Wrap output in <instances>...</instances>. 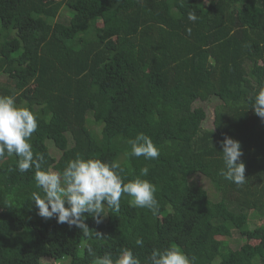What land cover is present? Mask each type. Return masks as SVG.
I'll return each instance as SVG.
<instances>
[{"label":"trees","instance_id":"obj_1","mask_svg":"<svg viewBox=\"0 0 264 264\" xmlns=\"http://www.w3.org/2000/svg\"><path fill=\"white\" fill-rule=\"evenodd\" d=\"M62 10L66 20H56ZM262 82L264 0H0V95L36 114L30 143L42 170L61 172L77 154L119 162L125 182L147 167L141 178L158 201L155 214L127 195L99 223L84 213L85 237L37 214L35 170L20 173L5 154L0 264H93L85 240L97 256L129 248L141 264L172 247L196 264H264V120L249 101ZM211 99L208 130L195 103ZM139 133L157 159L128 155ZM225 136L240 143L243 185L219 174ZM233 236L242 240L235 249Z\"/></svg>","mask_w":264,"mask_h":264},{"label":"clouds","instance_id":"obj_2","mask_svg":"<svg viewBox=\"0 0 264 264\" xmlns=\"http://www.w3.org/2000/svg\"><path fill=\"white\" fill-rule=\"evenodd\" d=\"M188 19L195 22L197 16L190 12ZM249 101L254 114L264 120V82L252 90ZM37 128V116L30 108L17 104L14 96L0 95V159L5 154L15 156L16 170L20 173L35 170V181L43 195L33 191L30 201L35 203L40 217H54L57 223L75 226L85 237H90L83 214H91L99 223L106 216L105 207L119 212L123 195L131 197L129 203L133 207L147 208L154 214L158 210L155 185L141 178L147 176V167L140 170V176L125 182L119 162H105L77 154L61 172L42 170L44 156H34L30 143ZM127 144L131 157L157 159L160 155L151 138L143 133L127 140ZM220 144L224 168L219 174L226 180L243 185L246 182L245 165L240 161L243 153L239 141L225 136ZM95 236L101 237L99 233ZM136 244L142 246L143 240L137 239ZM81 249L93 257V264H141L129 248H122L115 258L110 252L97 256L87 240L82 243ZM146 264H196V258L188 257L177 247L153 249Z\"/></svg>","mask_w":264,"mask_h":264},{"label":"rangeland","instance_id":"obj_3","mask_svg":"<svg viewBox=\"0 0 264 264\" xmlns=\"http://www.w3.org/2000/svg\"><path fill=\"white\" fill-rule=\"evenodd\" d=\"M203 2H208V0H203ZM66 15H65V11L62 10L60 12V14L57 16L56 20L59 21H65L66 20ZM98 25H101V23H99ZM215 102L211 99L205 102H199L196 101V105L200 106V107H204L205 111H206V118L203 121L202 127L204 129H208V130H212L213 129V108L215 106L214 104ZM91 127H93L96 131H98V127H95L94 125H90ZM48 147H49V151L51 153L52 156L54 157H58L59 156V151L55 148V146L53 145L52 142H48ZM203 185H205V183H203ZM250 226L252 225V222L250 224ZM226 243L231 247V248H238L241 244H242V240L238 239V237L233 236L230 239H227ZM68 260H63V261H51L48 259H42L41 260V264H68Z\"/></svg>","mask_w":264,"mask_h":264}]
</instances>
